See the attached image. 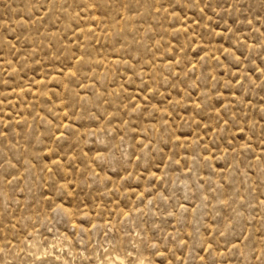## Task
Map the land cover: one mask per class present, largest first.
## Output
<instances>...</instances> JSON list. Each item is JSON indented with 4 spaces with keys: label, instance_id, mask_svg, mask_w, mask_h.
I'll use <instances>...</instances> for the list:
<instances>
[{
    "label": "rangeland",
    "instance_id": "obj_1",
    "mask_svg": "<svg viewBox=\"0 0 264 264\" xmlns=\"http://www.w3.org/2000/svg\"><path fill=\"white\" fill-rule=\"evenodd\" d=\"M113 259L264 264V0H0V264Z\"/></svg>",
    "mask_w": 264,
    "mask_h": 264
},
{
    "label": "bare ground",
    "instance_id": "obj_2",
    "mask_svg": "<svg viewBox=\"0 0 264 264\" xmlns=\"http://www.w3.org/2000/svg\"><path fill=\"white\" fill-rule=\"evenodd\" d=\"M117 257H118V256H117ZM119 259H120V258H119ZM122 259H123V258H122ZM114 260H115V259H113V262H112V264L114 263ZM117 260H118V259H117ZM120 260H121V259H120ZM142 264H143V263H142Z\"/></svg>",
    "mask_w": 264,
    "mask_h": 264
}]
</instances>
